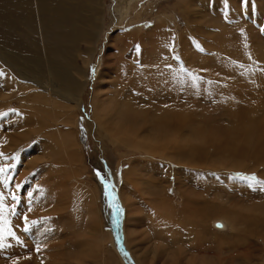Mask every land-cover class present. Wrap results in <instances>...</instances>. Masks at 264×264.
<instances>
[{"label": "rangeland", "instance_id": "374dc122", "mask_svg": "<svg viewBox=\"0 0 264 264\" xmlns=\"http://www.w3.org/2000/svg\"><path fill=\"white\" fill-rule=\"evenodd\" d=\"M90 1L92 3V13L82 12L83 10L78 8L72 11L71 27L73 28H71L69 24L62 26L55 23L52 16L50 18L45 17V12L50 7L54 8V0H47L43 3H38V0H24L30 20L25 27L20 26L21 35L17 38L20 46L29 50L31 54L48 63L54 61L55 64H61L60 66L63 69H67L72 84L80 87L79 99L81 105L79 108L73 105L71 108H67L68 103L61 96L52 97L39 87H34L32 83L21 81L16 73L0 61V72L5 71L14 77V80L9 82L7 87H4L5 90L0 86V97L5 96L0 101V119L9 116L8 120H2L0 124V153L3 154V158H0V167L9 168L7 173L0 175V181H4L5 176L10 178L6 180L7 187L4 183H0V195L5 198L6 208L11 209L15 206L16 215H9L8 217L11 228L15 219L22 222L21 232L18 234L21 239L20 243L16 244L11 238L5 242L8 246L0 251V264H18L19 261L20 264H112L109 260L111 256L117 264H125V262L126 264H146L137 253L131 239L133 236H138L135 234L136 230H139L138 234L140 232L144 234L145 229L136 228L139 226L138 220L140 218L146 226L147 234V218L149 216L145 206H148V203H145L143 199L141 201L145 206L131 203L127 199H123L122 191L128 185L127 179L131 177L130 173H133V170H137L138 173L141 171L137 168L136 161L139 160L143 163L148 161L139 156L137 157V154L130 153L126 144L119 143L116 145V143H109L101 137L103 135L107 136V130L102 127L103 118L96 116L95 107L98 106L97 100L102 101L108 98L106 95H109V88L110 93L117 90L116 85L113 87L105 77L107 76L104 72L106 63H111L114 70V79H117V69L121 71L125 65L131 63L125 60V58L130 60V57L127 58L128 55L124 49L128 46H130V49L134 48L132 44L126 42L125 36H136V34L142 33V31L137 32L140 21H143V34H147L155 28L156 20L154 17L158 14L172 18L168 30L173 35L170 36L164 50V59L170 62L173 61L179 70L183 67L185 71H179V74L181 72L180 75H170L173 80L163 78V70L154 74L152 71L147 70L144 73L141 72V74L143 73L141 77H144V81L150 78L148 76L157 77L155 81L174 93L177 91L179 81L180 88L197 93V96L193 95V98L197 97L195 103V99L192 98L184 104V100H188L184 96L179 100L180 104L185 106L183 111L178 110L177 114H182L180 125L186 128L183 133L177 132L174 142L179 146L189 143L193 148L198 146L199 149L203 146L202 152L197 149L198 153L195 154V156L200 157L201 164L204 166L203 173L211 176L213 175V168H216V174L219 175H217L218 180L215 187H210L215 191L213 194L210 192L205 194V199L200 198V200L218 207L215 212L220 214L222 207H225V199H235L229 201L228 204L231 205V210L236 211L238 209L236 212H240L245 220V222H242L243 224H240L241 228L235 226L236 229L234 228L232 232L229 230L221 232L223 229L208 226L207 240L212 241V238H215L216 241V251H213L210 255L212 257L217 255L218 257L219 253L229 250L231 256H237L234 248L237 247V254L240 253V256H247L249 259L244 262L237 260L232 264H260L257 260L259 254L257 250L264 248V245L259 244V247H256L255 238L264 227V191L258 189L254 192L250 190L247 195L244 190L239 191L240 187L237 183L243 184V182H237V180L230 179V177H234L237 173L255 174L259 180H264V164L259 166L250 155L254 150L259 151L257 147L261 137H263L261 138V140L263 139V145L259 147L264 149V31H262L264 29V0H246L245 3H242V0H211L210 3L213 7L207 6L208 4L201 6L197 0H181L184 12L178 10L177 3L179 0ZM82 2L87 5V0H82ZM226 3L227 6H225ZM58 8L60 9V7ZM13 14L16 18L14 12ZM16 15L18 18L19 14ZM176 22H178V25L174 27ZM162 23H164V20ZM2 31L6 32L0 30V44L4 42L3 44L6 43L7 46L6 38L1 34ZM48 38L52 41L48 42ZM143 42L147 43L148 41ZM114 45L117 46L116 49L113 47ZM196 45H199L200 50L195 47ZM133 48L130 54L135 52V48ZM0 50L5 53L4 49ZM183 51H186V53L182 56ZM212 54L215 56L214 58L211 57ZM174 56L178 59H173ZM183 58L187 61H194V67H187L183 62L185 60ZM204 59L209 60V62L206 61L208 65L203 64L204 61L202 60ZM18 66L24 68L23 62L18 61ZM145 66L148 65L145 64ZM171 66L169 65V68ZM233 68H235L236 73L233 72ZM30 70L35 75H38V73L41 75L38 68H31ZM206 70L207 74H205ZM185 72L192 73L196 77H198V73L202 75L195 81L196 87H193V82H189L182 75V73L186 74ZM44 77L49 79L47 74ZM101 77L102 79L99 82ZM114 79L112 77L111 81L114 82ZM165 80H171V86L170 82L165 84ZM136 83H138L137 80ZM98 84L103 85V89L99 90L102 86L97 87ZM108 85L110 87H107ZM135 85L136 88L134 89ZM135 85H133L132 89L134 91H131V94L138 96V84ZM150 86L147 85L146 88L149 89ZM24 91L26 96L23 95ZM201 98L202 101L199 102ZM173 101L170 97H166L162 101L169 114L171 111H175V107H178L177 103ZM117 104L115 105V111L120 106V104ZM144 110H146V113L148 110V115L151 111H154L151 107H144ZM135 111L134 113L137 114L139 110ZM4 113L6 115H3ZM173 122L174 120L170 123ZM233 126L235 127L233 128ZM11 127L13 130L10 129ZM194 128H198V130H193ZM200 129L203 131H199ZM62 132L69 133L70 140L68 142L72 141L71 145L74 142L76 143L73 148L78 154L80 163H78L77 156L70 159L65 154L63 144L60 141ZM256 133H258V136ZM252 145L254 146L252 147ZM207 150H211L212 159H209V155L204 153ZM207 164L209 165L207 166ZM12 165H15V168H12ZM175 166L179 165L175 164ZM170 167L164 173H160L159 176L152 177L158 186L160 185L159 189L166 191L162 195L163 198L167 199L169 205L172 203L171 198L176 195L172 190L173 187L169 185L176 183L179 186L174 179L176 176L170 172V170L177 169V167L173 169ZM244 169L245 171H243ZM97 172L100 173V177L110 183L107 196L105 195L104 184L96 175ZM226 175L229 178H225ZM48 180L50 183L54 182L53 189H50ZM226 180L229 182H226ZM88 185L90 189H85ZM17 186H19V189H17ZM127 187L132 189L130 185ZM189 188L190 186L184 188L182 184L180 187V189ZM54 189H64L66 191L58 196L60 203L57 200L54 201ZM81 189L83 192L84 189L87 192L86 196L88 197L86 200H90L91 209H94V197L93 193L89 191L97 189L100 192L98 193L100 194V203H98L100 207L99 226L89 225L88 207L83 204L80 194ZM141 189H143V192L145 191V196L149 198V188L144 187L142 183ZM243 191L247 196L244 197ZM29 193H31V196H29ZM217 193L220 195H217ZM12 195L18 197V203L11 199ZM113 197L115 198V204L121 209L120 215L115 216V218L114 208L110 206ZM213 197L222 198L223 200L212 201L211 198ZM55 198L57 199V195ZM152 198H158L157 193L156 195L154 193ZM241 200L245 203H238ZM131 207H135L137 211L131 212ZM199 208L202 209V205ZM29 209L31 210L29 211ZM192 214L191 211H185L183 218L184 230L190 235L192 244H197L198 232L194 223H200L201 220L202 223H205L211 216L205 212H200L196 216ZM230 216H233V221L239 219L237 214H229L227 218ZM25 217H27V220H25ZM130 219L133 220L130 222ZM210 219L227 221L224 216H215ZM128 220L130 225L127 224ZM171 222L173 223V221ZM25 227L28 228V231H24ZM128 228L131 229V237L128 235ZM100 233L106 236L105 250L103 251L100 248L105 255L100 254L99 247L104 241ZM237 236H243L242 241L236 239ZM115 238L116 240H114ZM27 240L29 244L32 242L31 245L26 244ZM121 241L124 245L123 248ZM45 243L54 246V250L47 251ZM140 243L142 252L147 249L146 246L157 248L153 260L154 264L173 263V253L176 252V249H170L167 254L169 243L164 236L161 238L150 236L145 242ZM30 246L32 247L30 248ZM34 247L36 249H33ZM210 247L211 245L208 244L205 251L211 252V249H208ZM255 248L257 249L255 250ZM241 251L243 252L241 253ZM22 253L23 255H21ZM45 253L49 256H46ZM223 257L228 256L225 254ZM223 257L220 255L215 263V260H211L212 264H221ZM126 260H129L128 263ZM224 264L229 263L225 262Z\"/></svg>", "mask_w": 264, "mask_h": 264}, {"label": "bare ground", "instance_id": "6f19581e", "mask_svg": "<svg viewBox=\"0 0 264 264\" xmlns=\"http://www.w3.org/2000/svg\"><path fill=\"white\" fill-rule=\"evenodd\" d=\"M45 1H47V0H38V3H43ZM121 1L119 2V4L121 3ZM125 1H127V0H125ZM197 1L201 6H205L208 4L207 6L213 7L212 3H210L211 0H197ZM123 2H122V4H123ZM91 4L92 3L90 0H87V5L84 4L82 2V0H54V8L50 7L45 12L44 15L47 18H50L51 16L54 17L55 23H57L59 25L64 26V25L69 24L71 27L72 26L71 25L72 11L74 9L78 8L79 10H83L82 12L92 13L93 11H91ZM31 6H33V5H31ZM177 6H178L179 11L184 12L183 11V2L181 0L178 1ZM44 7H46V6H44ZM58 7H60V9ZM53 11H54V14H53ZM68 11H70L71 13ZM13 12L15 13L16 18L14 17ZM2 13H5V14L3 15ZM17 13L19 14L18 18L16 15ZM154 19L156 20L155 28L153 30L149 31L147 34H143V29H144V28H142V22L143 21H140L138 23V25H140L141 27L139 26V28L137 29L138 30L137 32L142 31V33H140V34L138 33V34H136V36H133V35L125 36L126 42L129 44H132V46H134L135 52L130 54V52L132 51V48H133L132 47L130 49V46H128L126 49H124L125 53L128 55L127 58L130 57V60H128L126 58H125V60L130 61L131 63L129 65H125L121 71H120V69H117V71H118L117 72V75H118L117 79H114V75H113L114 70L111 66V63L110 62L106 63L104 72L106 73L107 76H105V77L111 83V85L113 87L116 85L117 90L115 92L113 91L112 93H110V88H109V95H106V96H108V98L105 100H102V101L97 100L98 106L95 107L96 116H100V118H103L104 122L102 124V127L108 131V132L106 131L107 136L103 135L101 137L105 138V140H107L109 143H116V145H118L119 143L126 144L127 150H129L130 153L137 154V157L139 156L140 158L146 159L148 161L147 163H143L139 160L136 161V166L141 171H140V173H138L137 170H133L134 171L133 173L130 171L131 177H129L127 179V182H128V185L132 186V189H128V187H127L128 185H127L126 188L123 189V191H122L123 199L125 198L131 203L139 204L141 206H145V204L141 201L142 199L144 200L145 203H148V206H145L147 211H148V216H149V218H147V234H146V226L143 223L142 218H140L138 216L140 218V220H138L139 226H137L136 228L145 229L144 234H142V232H140L138 234L137 232L139 230H136L137 232L135 234H137L138 236H133L131 239V241H132L131 243L133 244L137 253L143 258V260L145 261L146 264H154L153 260L156 256L157 248L156 247L149 248L148 246H146L147 249L142 252V250L140 248V244H141L140 242H145L148 239V237H150V236H156L158 238H161L164 236L167 239V241L169 243V246H168L167 251H166L167 254H168V252H170V249H173V248L176 249V252L173 253L174 261L172 264H208V263L212 264L211 260H213V261L215 260L214 261V263H215L217 261L218 257H220V255L223 257L225 254H227L228 257H223L221 264H224L225 262L232 264L233 262H235L237 260H239V262H244V261L248 260L249 257L247 258V256H240V253L237 254V247H234L235 248V254L237 256H234V255L231 256L230 255L231 251L228 252L229 250L224 251L222 253H219L220 255L218 257H217V255H215L214 257H212L210 255L213 251H216L215 250L216 249V241H215V238H212L213 239L212 241L207 240V238H208V226L211 225L213 228L220 229V230L223 229V231H221V232H224V231L227 232L228 230L230 232H232V230L235 228V226H238V228H241L240 224L242 222H245V220L242 218L240 212H236L238 209L236 211H233V210H231L232 209L230 207L231 205L228 204L229 201L231 202V200H235V199H225L224 203H226V204H225V207H222L220 214H217L215 212V210H217L218 207L214 206L213 204L209 203L208 201H207L208 203H205L203 200L202 201L200 200V198L205 199V196H204L205 194H209V192L213 194V192L215 191V189H210V187H215L216 182L218 180L217 177L219 175H218V173L216 174V168H213V170H212L213 175H211V176H208L205 173H203L204 166L201 164L200 157L195 156V154L198 153L197 149H198V151L200 150L199 152H202L201 149L203 148V146L201 149H199V148H197L198 146L196 148H193V146L189 143L183 144L182 146H179L177 143L174 142L175 135L177 134V132L179 131V132L183 133L184 129L186 128L183 125H180V122L182 120V114H177V112H179L178 110L183 111V109H184L183 107L185 106L184 104H186L187 101L192 99L193 95L197 96V93H194L193 91H190V90L180 88L181 84L179 81L177 83V91H175L176 93H174V92H170V89H167L164 85L162 87L157 81H155V80H157L156 79L157 77L148 76L150 78L148 80L145 79V81L143 80L144 77H141V76H143L142 74L147 70L152 71L153 74L157 71L163 70V72H164L163 78H168L171 80H173V79L170 75H180L181 74V72L179 74V71H181V70H179L176 67V65L174 64L173 61L170 62L169 60L164 59V57H165L164 50L167 47L166 45L168 43L170 36L173 35L168 30V27L171 23L170 19H172V18H169L163 14L162 15L158 14L156 17H154ZM29 20H30V17L28 15V13L26 12L24 0H0V30L6 31V32L2 31L1 34L3 37L6 38L5 42H7V46H6V43L3 44L4 42L0 44V46H1L0 49L5 50V53L0 50V61L2 63H4L7 68H10L14 73H16V75H18V77L20 78L21 81H26V82L32 83L34 85V87H39L42 91L49 93L50 96H52V97L53 96H61L62 99H64L65 102L68 103L67 108H71L72 105L78 106V108H79V106L81 105V100L79 99L80 87L78 85L72 84L70 74L66 71L67 69L66 68L63 69V67L60 66L61 64L60 65L55 64L54 61H51L50 63H48V62H45L40 57H36L35 55L31 54L29 50H26L24 47H21L20 43L17 41V38H19V36L21 35V32L19 31L20 26L25 27L26 23L29 22ZM163 20H164V23H162ZM42 23H43V20H42ZM39 24H40V22H39ZM177 25H178V22H176V25H174V27H177ZM30 26H31V23H30ZM71 28H73V27H71ZM233 32H234V30H233ZM51 33H52V31H51ZM227 35H228V33H227ZM45 36H46V34H45ZM42 37H44V36H42ZM57 37H58V35H57ZM227 37L229 39V36H227ZM60 39H62V38H60ZM46 40H44V41H46ZM50 40L51 39H49L48 42ZM146 40L148 42L144 43L143 41H146ZM229 40H231V38ZM233 40H235V39H233ZM209 42H210V40H209ZM51 45H53V44H51ZM217 46H219V45H217ZM113 47L115 49L117 48L116 45H114ZM137 47L139 48V52H137ZM56 48L59 49L58 47H56ZM230 52H231V50H230ZM185 53H186V51H183L181 53L182 56ZM219 56H221V55H219ZM211 57L214 58L215 56H213V54H212ZM231 58H232V56H231ZM235 58H237V57H235ZM183 59H185V58H183ZM240 59H241V57H240ZM117 60H118V58H117ZM18 61L23 62L24 68L18 66ZM202 61H204L203 62L204 65H206L207 62H209L208 59H204ZM59 62H61V61H59ZM63 62H62V64H63ZM183 62L189 68L194 67L193 66L194 61H191V60L187 61L185 59V60H183ZM218 63H220V62H218ZM145 64L148 66H145ZM65 65H64V67H65ZM169 65H172L171 66L172 68L171 67L169 68ZM236 65H238V64H236ZM236 65H235V67L237 69ZM2 68H3V66H2ZM31 68L40 69L41 75L39 73H38V75L33 74L30 70ZM141 72H143V73L141 74ZM233 72H235V68H233ZM6 73L7 72H5V71L0 72V86L3 88V90H5L4 87H7L9 82L14 80V77H12L9 73H7V74ZM43 74H44V76H45V74H47L49 76V79H45ZM205 74H207V70L205 71ZM109 75H111L113 77L114 82L111 81L112 77ZM182 75H184L186 77V79L189 80V82H193L190 79V77L187 75V73L186 74L182 73ZM197 76L201 77L202 75L200 73H198ZM211 76H216V75H211ZM102 77L100 78L99 82L101 81ZM186 79H185V81H186ZM136 80L138 81V83H136ZM171 80H165L164 83L167 84L170 82V86H171V84H172ZM135 84H138V86H137L138 87V89H137L138 90V96H134L131 94V91H134V89L136 88ZM133 85H135L134 89H132ZM147 85H151L149 89L146 88ZM97 87H101V88H99V90H101V89H103L104 86L101 84H98ZM107 87H110V86L108 85ZM1 95H2V93H1ZM23 95L26 96L25 91H24ZM182 96H184L186 99H188V100H184L185 101L184 104H180V102H179V100L182 99ZM166 97H170L171 100L172 101L174 100L173 102L177 103V106H178L177 108L175 107V111H171L170 114H169V111H166L168 109L162 103V101H164V99ZM3 98H5V96H1L0 101ZM193 99H195L194 100V103H195V101L197 100V97L193 98ZM191 101H193V100H191ZM201 101H202V98L199 102H201ZM117 103L120 104V106L118 109L116 108V111H115V105ZM31 107H33V106H31ZM144 107H151V109H154V111H151V113L148 115L147 114L148 110L146 113V110H144ZM70 110H72V109H70ZM135 110H139V111H137V114L134 113V112H136ZM162 110H164V111L161 112ZM153 113H154V115H153ZM96 116H95V119H96ZM196 118H197V116H196ZM8 119H9V116L0 119V124L2 123V120H8ZM173 120H174V122L171 124L170 122ZM236 123H238V122L236 121ZM193 126H194V124H193ZM234 127L235 126H233V128ZM10 129H12V127ZM132 129H133V132H132ZM196 129L198 130V128H194L193 130H196ZM193 130H191V131H193ZM199 131H201V129ZM103 133H105V132H103ZM108 133H109V135H108ZM253 133H255V132H253ZM256 134L258 136V133H256ZM196 135H195V137H196ZM243 137L245 138V136H243ZM261 138H263V137H261ZM261 138L258 141V147H257V148H259V151L254 150L250 154L252 159L256 163H258L259 166L264 164V153H261V152H264V149H260L261 147H259V146L263 145L262 144L263 139L261 140ZM68 140H70L69 133L67 134L65 132H62V135H60V141L63 144L65 154L70 159L73 157L75 158L77 156L78 163H80L79 158H78V154L75 151V149L73 148V146H76V143L74 142L71 145L72 141L68 142ZM251 141H253V140H251ZM253 144H254V142H253ZM249 146H250V144H249ZM253 146L254 145H252V147ZM206 148H208V147H206ZM209 148H211V147H209ZM247 148H248V146H247ZM263 148H264V146H263ZM230 149H232V148H230ZM210 151L211 150H207L204 153L209 155V159H212L213 155L210 153ZM168 159H170V160H168ZM215 159H218V158H215ZM175 164H178L179 166H175ZM209 164H207V166ZM169 166H171L170 168H172V169L174 167H177V169L170 170V172L176 176V178H174V179L179 184V186H177L176 183L169 185L170 187H173L172 190L176 194L174 197L171 198L172 203L174 205L172 203L169 205L167 199L163 198L162 194L166 193V191H164V189H159L160 185L158 186L156 181H154V179L152 178L153 176H159L160 173H164L165 170L167 168H169ZM118 167H120V166H118ZM217 167H218V165H217ZM232 168H234V167H232ZM131 169H133V168H131ZM226 171H227V169H226ZM243 171H245V169ZM225 178H229V177L226 175ZM46 179H47V177H46ZM262 181H264V180H262ZM45 182H46V180H45ZM226 182H229V181L226 180ZM49 183H50V181H49ZM142 183H143L144 187L149 188V190H148V193L150 194L149 198H148V196H145V194H146L145 191L143 192L142 191L143 189H141ZM181 184L184 188H185V186H190V188L189 189H180ZM237 184L240 187L239 191L244 190L247 193V195L250 192V190H252L254 192L256 190H258V188L256 190L249 188L245 183H243V184L237 183ZM49 186L51 187L50 189H53L54 188V182H51L49 184ZM217 187H219V186H217ZM85 189H90L89 185ZM85 189H84V192L81 189L80 194H81V197L83 200V204H85L88 207L87 216H89V221H90L89 225L90 226H99L100 225V207H99L98 203H100L99 202L100 194H98V193H100V192L97 189H92V191H89V192L93 193V197H94V200H93V208L94 209H91L90 208V200H86L88 196H86L87 192L85 191ZM244 191L242 193L245 197L247 195H245ZM65 192L66 191L64 189H54V201L57 200L60 203L58 196L62 193H65ZM154 193H155V195L157 193L158 198H152V196H154ZM56 195H57V199L55 198ZM217 195H220V194L217 193ZM169 196H168V198H169ZM239 196H241V195H239ZM220 199H222V198H220ZM220 199L218 197L211 198L212 201L220 200ZM170 201L171 200L169 199V202ZM238 203L244 204L245 201L241 200ZM200 205H202V209L199 208ZM136 211H137V209L135 207H131V212H136ZM185 211H191V213H193L195 216L197 214H199L200 212H205L206 214L210 215L211 217L224 216L227 219V221H224L221 219H210L211 217H209L205 223H202V220L200 223L195 222L194 224L197 227V232H198L197 238L198 239L196 240L197 244H192L190 235L184 230L183 218H184ZM229 214H237L239 219L233 221V216H230L227 218V216ZM169 216H171L172 218H170ZM174 219H176V220H174ZM131 220H133V219H130V222H131ZM171 221H173V223ZM208 221H209V223H208ZM151 222H152V224H151ZM21 223L22 222H20V220H17V219H15L12 223V229L15 232L16 236L18 237L19 241L21 240L18 236L19 232H21L20 231V227L22 226ZM127 224L130 225L129 220H128ZM217 225H222V227H217ZM263 226H264V224H263ZM109 228H111V227H109ZM175 228H178V229L176 230ZM238 228H237V230H238ZM130 230L131 229L128 228V235L131 237L132 234H130ZM32 231H33V229H32ZM246 232H247V230H246ZM111 233H113V232H111ZM263 233H264V227H263V229L260 230V234L256 235L257 236L255 238V241H256L255 243L257 244L256 247L257 246L259 247V244L264 245ZM244 234H246V233H244ZM100 235L104 241H103V243H101V246L99 247V249L102 248V250L104 251L105 246H106V236L103 233H100ZM115 235H116V233H115ZM123 235H124V232H123ZM254 235H255V233H254ZM232 236H231V238H232ZM34 237H35V235H34ZM242 237L237 236L236 239L242 241V239H243ZM107 240H108V238H107ZM114 240H116V238ZM13 241L17 244V242L15 240H13ZM137 241H140V242H137ZM26 242H25L26 244H29L28 240ZM31 243L29 245H31ZM45 244H43V245H45ZM204 244H207V245L204 246ZM208 244L211 245V247L208 248V249H211L210 250L211 252L205 251V250H207L206 247L208 246ZM45 246H46L47 251L54 250V246L49 245V243H47ZM31 247L32 246H30V248ZM146 247H142V248L145 249ZM9 249H10V247H9ZM25 249H27V248H25ZM33 249H36V248L34 247ZM220 249H222V248H220ZM256 249L257 248H255V250ZM102 250L100 249V254L105 255ZM0 251H1V249H0ZM10 251H11V249H10ZM42 251H40V252L43 253ZM257 251H259L257 260L259 261L260 264H263L264 248H260ZM33 252H34V250H33ZM114 252H115V250H114ZM238 252H240V251H238ZM242 252L243 251H241V253ZM246 252H247V249H246ZM4 254H5V252H4ZM21 255H23V253ZM243 255H245V254H243ZM46 256H49V255L46 254ZM248 256H249V254H248ZM43 260H45V259H43ZM109 260H110V263L117 264L112 256L109 257ZM223 261H225V262H223ZM18 264H20V261Z\"/></svg>", "mask_w": 264, "mask_h": 264}, {"label": "snow or ice", "instance_id": "6c2138e0", "mask_svg": "<svg viewBox=\"0 0 264 264\" xmlns=\"http://www.w3.org/2000/svg\"><path fill=\"white\" fill-rule=\"evenodd\" d=\"M246 0H242V3H245ZM227 6V3L226 5ZM262 31H264V29H262ZM167 46V45H166ZM198 50L199 49V45L195 46ZM245 47H247V45H245ZM137 52H139V48L137 47ZM173 59H178V57H173ZM185 70L183 69V67H181V72H184ZM187 75L190 77V79L193 81L192 86L196 87V83L195 81L198 79V77H196L195 75H193L192 73H187ZM3 115H6V113H4ZM0 158H3V154L0 153ZM12 168H15V165L11 166ZM9 171L8 167H0V175H3L5 173H7ZM97 177L101 179V183L104 184V188H105V195H108V188L110 187V183L106 182L102 177H100V173L97 172L96 173ZM10 179L9 177L5 176V180L4 181H0V183H4L5 187H7L6 184V180ZM230 179L233 180H237L240 182L245 183L249 188H252L253 190H256L257 188L260 191H264V181L259 180L255 174H251V175H246V174H240L237 173L234 177H230ZM17 189H19V186H17ZM29 196H31V193H29ZM4 196L0 195V249H3L5 247H7L8 245L5 243L9 238H11L12 240H15L17 243H20L18 237L16 236L15 232L12 230L11 228V222L9 220V215L15 216L16 215V209L15 206H13L11 209H8L5 207V203H4ZM11 199L13 201H16L17 203L19 202L18 197L16 195H12ZM114 208V218L115 216L120 215L121 213V209L119 208L118 205L115 204V198H112V204L110 205ZM31 209H29L30 211ZM25 220H27V217H25ZM35 223V222H33ZM217 227H222V225H217ZM24 231H28V228L25 227Z\"/></svg>", "mask_w": 264, "mask_h": 264}, {"label": "water", "instance_id": "95a60500", "mask_svg": "<svg viewBox=\"0 0 264 264\" xmlns=\"http://www.w3.org/2000/svg\"><path fill=\"white\" fill-rule=\"evenodd\" d=\"M118 240V239H117ZM121 244H122V241L120 242ZM128 263V262H127ZM125 264H126V262H125ZM129 264V263H128Z\"/></svg>", "mask_w": 264, "mask_h": 264}]
</instances>
